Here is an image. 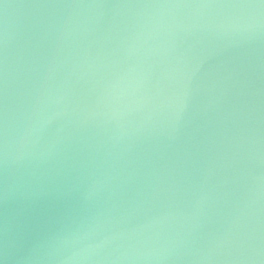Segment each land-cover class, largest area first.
Returning a JSON list of instances; mask_svg holds the SVG:
<instances>
[{
	"label": "water",
	"instance_id": "95a60500",
	"mask_svg": "<svg viewBox=\"0 0 264 264\" xmlns=\"http://www.w3.org/2000/svg\"><path fill=\"white\" fill-rule=\"evenodd\" d=\"M0 264H264V0H0Z\"/></svg>",
	"mask_w": 264,
	"mask_h": 264
}]
</instances>
